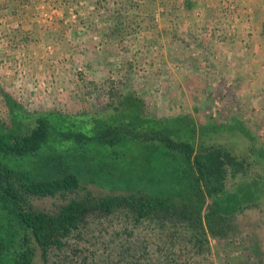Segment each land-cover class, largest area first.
I'll return each mask as SVG.
<instances>
[{"label": "rangeland", "instance_id": "1", "mask_svg": "<svg viewBox=\"0 0 264 264\" xmlns=\"http://www.w3.org/2000/svg\"><path fill=\"white\" fill-rule=\"evenodd\" d=\"M7 97L25 112L101 122L134 98L153 117L187 118L198 132L204 128L208 145L246 155L249 133L253 146L264 149V0H0V126L11 129ZM45 147L34 156L0 155V163L25 179L74 171L102 193L143 188L141 177L154 182L166 175L141 161L125 168L88 154L74 155L58 171L54 165L67 150ZM254 172L240 185L255 191L257 199L248 195L257 204L245 202L236 232L227 240L209 237L204 253L145 224L135 237L113 243L84 233L47 263L38 256L33 264H264V166ZM175 180L184 183L179 175ZM9 200L0 192V264H20L24 231ZM27 203L51 212L62 201L29 197ZM127 249L129 255L116 254Z\"/></svg>", "mask_w": 264, "mask_h": 264}, {"label": "trees", "instance_id": "2", "mask_svg": "<svg viewBox=\"0 0 264 264\" xmlns=\"http://www.w3.org/2000/svg\"><path fill=\"white\" fill-rule=\"evenodd\" d=\"M7 103L12 127L0 126V155L34 156L45 145L52 149L55 144L68 153L56 161L58 171L74 155L88 154L125 168L141 161L151 173L157 168L166 173L154 182L147 180L149 176L141 177L143 188L102 193L91 189L74 171L62 174L61 169L55 178L25 179L0 163V192L12 199L8 207L24 231L19 241L20 264H33L38 256L47 263L53 251L62 250L69 240L84 233L102 240L110 236L109 243H113L135 237L145 224H154L167 231L172 241L186 240L197 253H204L209 237L227 240L236 232L237 215L245 202L257 204L250 198L257 199L255 191L240 185V179L257 176L255 165L264 166V149L253 146L249 133L244 136L252 144L246 155H239L226 146L208 145L203 141L205 129L198 132L187 118L159 119L147 114L134 98L106 122L52 111L25 112L11 97ZM21 125L27 126L25 132ZM199 133L201 143L197 144ZM132 154L137 155L135 159H129ZM178 175L184 183L175 180ZM180 193H186V198L179 199ZM29 197L56 199L62 204L51 212L40 211L27 207ZM115 226L120 228L110 229ZM4 248L0 240V255ZM131 252L116 254L124 257Z\"/></svg>", "mask_w": 264, "mask_h": 264}]
</instances>
